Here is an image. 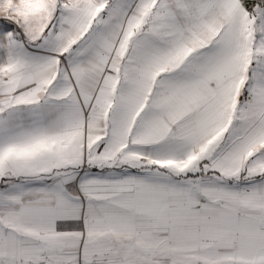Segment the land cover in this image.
<instances>
[{
	"label": "snow or ice",
	"instance_id": "1",
	"mask_svg": "<svg viewBox=\"0 0 264 264\" xmlns=\"http://www.w3.org/2000/svg\"><path fill=\"white\" fill-rule=\"evenodd\" d=\"M0 264H264V0H0Z\"/></svg>",
	"mask_w": 264,
	"mask_h": 264
}]
</instances>
